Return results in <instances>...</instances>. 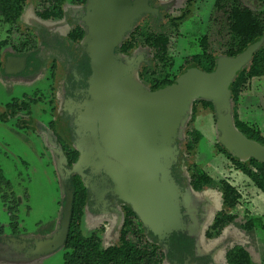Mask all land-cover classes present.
<instances>
[{
    "label": "rangeland",
    "instance_id": "1",
    "mask_svg": "<svg viewBox=\"0 0 264 264\" xmlns=\"http://www.w3.org/2000/svg\"><path fill=\"white\" fill-rule=\"evenodd\" d=\"M66 2L69 3L70 0ZM83 3L85 6L82 9L85 12L87 0ZM139 3L141 6L142 2ZM242 3L251 9L255 8L254 0H242ZM213 5L214 0H179L174 6V14L167 16L171 19L178 18L176 23L179 35L172 39L170 48L175 57L174 70H178L186 57L199 53L197 38L201 35L208 33L212 48L218 49V42L223 34L217 36V25L213 26L210 22ZM36 8V1L29 0L14 26L3 23L0 18V42L7 38L16 42L18 37H27V34L38 37L34 33L37 29H40L41 35L46 34V40H43L44 45L54 44L53 38L66 37L68 28L63 20H41L35 14ZM65 10L66 8L64 12ZM16 29L19 33L15 32ZM8 50L6 49V52ZM141 52L146 61L151 59L150 50ZM52 57L50 51L28 62L29 67L38 60L37 71L30 72L24 69L20 74H16L8 73L5 68H0V114L8 113L4 106L13 100H17L18 107L24 105L30 110V116L25 119L23 116L16 115L6 121H0V175L7 182V186L3 188L4 197L0 192V226L4 235L16 243H0V256L4 254L6 257H0V264H63L64 250L61 247L55 249L47 247L45 242L50 239L43 240L55 230L61 216L62 174L54 153L47 146L48 142L35 132L37 126L35 122L43 126L49 121L50 88L66 81L68 69L72 70V65L66 63L65 59L58 63ZM1 62L5 64L6 57L2 58ZM138 72L139 69L137 75ZM61 86L62 84L57 88ZM191 104H188V113L179 127L180 132L178 130L177 134L180 135L176 137L174 145L177 147V142L181 144L186 129L200 133L201 140L192 155L181 163L183 170L185 171L191 163H195L214 180H227L238 188L242 196L241 205L230 212L238 213L241 219L244 215L264 219V195L242 173L235 170L216 147L218 136L215 127V111L197 106L193 121L190 122ZM238 117L243 122L257 126L264 137V77L250 82V88L240 99ZM185 179L182 180L183 186H187L188 183ZM212 192L214 194L210 192L200 194V198L203 197L201 201L209 204L205 230L211 225L217 208L223 210L220 207L222 206L220 194L215 190ZM182 203L180 200V209ZM192 204L195 206L192 208H195L198 213L201 212L202 206L195 205L193 202ZM86 206L83 209L80 224L82 235L87 238L94 233L100 240L102 248L117 244L122 220L118 219L117 214L114 216L112 211L99 212ZM181 210L180 215L185 230ZM201 221L199 218L198 223ZM230 230L228 232L230 235L227 233L226 237L218 240L224 248L215 252V264H223L227 246L240 243L242 239L236 228ZM199 232L194 243L197 251L211 253L216 240L207 241L205 233L201 230ZM251 237H248L246 241L247 246L251 247L249 249H251L252 261L253 264H260V258L264 255V243L261 242L260 237L256 239ZM207 259L204 257L196 260L202 264Z\"/></svg>",
    "mask_w": 264,
    "mask_h": 264
},
{
    "label": "water",
    "instance_id": "2",
    "mask_svg": "<svg viewBox=\"0 0 264 264\" xmlns=\"http://www.w3.org/2000/svg\"><path fill=\"white\" fill-rule=\"evenodd\" d=\"M147 13H156L147 0H87L82 44L90 75L87 100L77 123L84 139L77 144L79 157L71 172L80 173L84 167L107 175L114 195L161 242L184 230L179 188L171 168L178 155L175 139L189 103L197 99L212 102L218 143L239 161L264 163V145L236 129L230 102L234 78L264 43V36L236 57H217L210 73L191 66L172 85L148 91L138 79L139 67L132 68L133 62L123 63L121 55L114 54L135 21ZM25 61V57L11 58L6 72H20ZM62 188L61 216L54 235L45 242L54 249L62 247L69 225L72 197Z\"/></svg>",
    "mask_w": 264,
    "mask_h": 264
},
{
    "label": "trees",
    "instance_id": "3",
    "mask_svg": "<svg viewBox=\"0 0 264 264\" xmlns=\"http://www.w3.org/2000/svg\"><path fill=\"white\" fill-rule=\"evenodd\" d=\"M29 0H0V18L3 23L14 26L20 17L23 7ZM36 1V16L41 20H61L65 16L64 6L67 0H33ZM86 0H82L84 2ZM255 8L251 9L242 3V0H214L211 21L217 25L218 34L222 35L218 42V49L212 48L208 33L197 38L199 53L186 57L178 70H174L175 57L170 48L172 39L178 36L176 19L155 14H143L136 20L132 30L127 32L122 42L115 48L114 54L128 53L136 48L150 50L151 59L141 64L138 79L148 91H155L161 87L170 86L185 68L194 66L205 73L212 72L216 67L218 55L233 58L242 53L255 40L264 36V0H254ZM19 33V30H15ZM11 33V32H10ZM13 33V32H12ZM84 31L78 27L76 33L70 34L69 41L75 43L83 38ZM14 42L8 38L0 42V68L4 67L1 59L14 56H25L32 61L38 49L37 37H18ZM6 49H9L6 52ZM10 51V52H9ZM219 51V54L217 52ZM89 59V58H88ZM87 61V58H86ZM87 63V62H86ZM86 76L90 75L87 65ZM264 77V43L254 52L249 63L237 74L230 86L231 115L236 129L248 139L264 145V137L255 125L243 122L238 117V107L241 97L250 88L253 79ZM35 102L37 100H34ZM197 106L214 112L212 102L197 99L191 104V121H193ZM6 112L0 114V121L15 117L19 112L29 114L28 106L18 107L17 100L4 106ZM200 133L186 129L181 144L177 142V151L181 160H185L195 151ZM216 147L229 161L230 165L242 173L250 183L264 195V163L250 159L241 162L229 154L218 142ZM78 154L71 151L68 158L74 162ZM185 180L195 193L210 189L217 191L221 196V205L224 209L216 213L211 225L206 230L208 240H219L226 237L230 229L236 228L241 236L240 243L227 246L223 264H253L248 237H260L264 243V219L244 215L241 219L238 213L230 212L241 205V193L238 188L227 180H214L208 173L191 163L186 168ZM183 178L181 177V183ZM7 182L0 175V192L4 197L3 188ZM68 190L72 194L69 225L62 249L63 264H166L175 260L181 264L187 258L194 260L197 251L193 238L186 234H172L167 245L162 247L157 238L147 231L136 214L128 208L125 223L120 231L119 242L113 246L102 248L100 240L93 233L84 237L80 230L83 208L87 199V192L80 178L71 176L67 182ZM65 191L66 188L64 187ZM65 196L62 198V206ZM0 226V234H2ZM229 234V233H228ZM224 235V236H223ZM251 237V238H252ZM195 245V246H194ZM195 247V248H194ZM196 249V251H194ZM260 256V255H259ZM264 264V255L260 258Z\"/></svg>",
    "mask_w": 264,
    "mask_h": 264
},
{
    "label": "flooded vegetation",
    "instance_id": "4",
    "mask_svg": "<svg viewBox=\"0 0 264 264\" xmlns=\"http://www.w3.org/2000/svg\"><path fill=\"white\" fill-rule=\"evenodd\" d=\"M134 1V0H131ZM179 0H168V1H159V0H148L147 5L151 9H155L156 16H170L173 13L174 6L178 3ZM84 3L82 0H70L69 3H66L64 8L65 10V16L63 19L64 24L67 26L68 31L66 33V37L60 38H53L54 44L51 46L44 45V41L46 40V34L41 35L40 29L34 30L35 35L38 37V49L35 53V58L42 57V55L48 52H52L53 60L58 61V63L65 59L70 65H72V70L69 71L68 69V77L66 81L58 83L56 86L50 88L49 92V121L46 123V125H40L38 122H35L37 125L35 127V132L38 133L43 137L45 141H47V146L49 147L50 151L54 153L56 157V161L59 165V169L62 174V181L63 185L66 188V193L69 192L67 182L71 176L77 175L87 192V199L85 201V206L91 207V209H96L99 212H107L112 211L114 216H116L119 220H122L121 229L125 223V218L127 216V209L130 208L128 205L122 203L114 195L113 193V183L111 179L105 175L104 173H94L90 168H84L82 167L80 173H74L71 172L73 165L77 162V159L79 157V153L76 150L77 144L79 141H82L84 139V136L82 135V132L79 131V128L77 126L79 117L84 111V102L87 100V79L89 77L86 76L87 72V65L89 68V59L85 51V45L82 44V39L80 41H76L75 43H71L69 41L70 34L76 33L77 28L80 27L84 32V22L83 18L85 16V12L82 9L84 7ZM84 35V34H83ZM66 39V40H65ZM53 43V42H52ZM48 46V47H47ZM53 47V48H51ZM139 50V51H138ZM147 49L144 48H138L134 49L128 53H119L121 55V61L122 62H133L132 68H136L141 66L146 60L142 56L141 51H145ZM43 53V54H42ZM25 56H14L9 55L6 57V62L4 64L3 68H6L7 62L11 58H21ZM26 58V57H25ZM87 58V61H86ZM30 62V61H29ZM39 62L38 60L34 61L32 65L30 64L28 67V61L26 58L25 66L23 69H21L20 72L16 74H20L24 69H28L31 71H37L39 69V65L37 64ZM87 62V63H86ZM40 64V63H39ZM61 87L57 88L59 85ZM19 113V114H18ZM17 115L23 116L25 119L26 117H29V114L18 112ZM180 132V130H179ZM180 134H177V136ZM71 151L77 152L78 156L74 162H71L68 158L71 155ZM184 162V159L181 160V155L178 153L176 156V161L173 163V166L171 168V176L173 180L175 181L176 185L179 188V197L180 200H182V215H183V221L185 224V230L184 231H178L177 233H173L176 235L186 234L190 238L192 237L193 240L196 243L197 237L196 235L199 232V230L203 231L205 233V239L206 238V230L204 229L205 222L207 219L208 214V206L209 204L207 202H202L201 200L203 197L200 198V194L210 192L213 193L212 190L206 189L203 190L200 193L193 192L192 189L188 186H183V183H181V177L185 179L184 170L181 166V163ZM71 194V192H70ZM214 194V193H213ZM72 196V194H71ZM72 200V199H71ZM202 206L201 212L198 213V211L195 208H192L193 204ZM187 203V204H185ZM203 204V205H202ZM86 206V207H87ZM195 207V206H193ZM224 209V206H220ZM83 208V209H84ZM131 209V208H130ZM222 211V209L219 207L216 210V213ZM201 219L202 221L198 223V219ZM121 231V230H120ZM54 235V231L48 236L44 237L43 240L46 238H52ZM172 235V234H171ZM170 235V236H171ZM230 235V234H229ZM153 236V235H152ZM120 237V236H119ZM154 237V236H153ZM156 238V237H155ZM169 239L159 242L162 247H165L167 245ZM0 243H10V244H16L14 240H11L10 237L5 236L4 232L0 234ZM215 246L211 248V253H201L199 251H196L197 256L195 260H192L191 258H187L182 262V264H200V261L196 259H203L204 257H207V261H205L202 264H215V252L218 250L223 249V245H220V242L216 240L213 243ZM223 247V248H222ZM197 249V248H196ZM214 252V253H213ZM0 257H5V255H1ZM6 258V257H5ZM166 264H177L175 260L167 261ZM181 264V261L178 263Z\"/></svg>",
    "mask_w": 264,
    "mask_h": 264
}]
</instances>
